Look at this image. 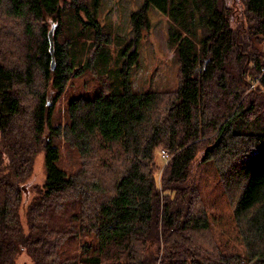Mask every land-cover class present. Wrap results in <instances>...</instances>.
Listing matches in <instances>:
<instances>
[{"label":"trees","instance_id":"1","mask_svg":"<svg viewBox=\"0 0 264 264\" xmlns=\"http://www.w3.org/2000/svg\"><path fill=\"white\" fill-rule=\"evenodd\" d=\"M150 5L168 16L177 84L137 91ZM67 9L76 30L60 39ZM131 21L115 78L113 36L84 0H0V264L23 251L32 264H264V0H144ZM87 68L97 91L70 95ZM53 136L79 154L74 173L57 167ZM39 152L46 176L21 215L19 184ZM208 161L228 228L197 184ZM82 234L94 241L65 248Z\"/></svg>","mask_w":264,"mask_h":264},{"label":"rangeland","instance_id":"2","mask_svg":"<svg viewBox=\"0 0 264 264\" xmlns=\"http://www.w3.org/2000/svg\"><path fill=\"white\" fill-rule=\"evenodd\" d=\"M84 2L88 4L92 15L99 21L101 26L113 36L112 43L107 47V52L111 58H109V61L113 67V75L117 78V70L120 62L119 50L134 37L131 14L143 6L144 0H84ZM64 13L63 26L59 35L60 39L67 35L70 29L76 30L72 12L67 9ZM148 18L149 29L143 30L142 32V36L137 44L138 58L130 68V78L133 87L137 91L173 88L177 84L178 65L175 57V48L170 44V22L168 16L153 5H150ZM79 42L80 44L82 43L81 39ZM85 70L87 71L82 72L81 76L72 79L71 88L67 91L70 95L84 92L93 94L97 91L98 83L95 84L96 81L93 79L94 77L91 71L88 72V68ZM257 81L258 78L255 77L249 85L248 90L252 89ZM63 105L64 98L61 97L56 102L52 115V123H56L58 114H61L63 110ZM52 143L59 147V157L55 161L57 167L64 170L67 175L79 169L81 158L75 149L69 148L66 145L64 138L53 136ZM164 150L168 153V158L164 159L162 157L164 160L161 158V161L159 154H157L155 159L158 177L163 165L169 159L168 150ZM196 169L197 184L203 193L208 210L210 212H215L216 210L221 211L222 215L226 218V228H228L230 223L233 226L234 223L231 220L230 208L227 205L221 181L214 165L208 161L199 163ZM45 176L46 166L44 154L39 152L35 156L31 175L24 183L19 184L22 191L21 215L24 213V208L30 199L40 190ZM82 240L90 243L94 241V236L92 234H82L76 237L71 236L68 238L65 248L69 250L71 246L77 244V241ZM17 264H32V261L23 251L17 258Z\"/></svg>","mask_w":264,"mask_h":264},{"label":"water","instance_id":"3","mask_svg":"<svg viewBox=\"0 0 264 264\" xmlns=\"http://www.w3.org/2000/svg\"><path fill=\"white\" fill-rule=\"evenodd\" d=\"M56 23H51V26L48 30V42H49V51L51 54V68H54V55H53V51H54V41H53V32H54V28H55ZM50 104V101L48 102Z\"/></svg>","mask_w":264,"mask_h":264},{"label":"built area","instance_id":"4","mask_svg":"<svg viewBox=\"0 0 264 264\" xmlns=\"http://www.w3.org/2000/svg\"><path fill=\"white\" fill-rule=\"evenodd\" d=\"M161 155L164 159H167L168 158V153L166 152V150L162 149L161 150Z\"/></svg>","mask_w":264,"mask_h":264}]
</instances>
